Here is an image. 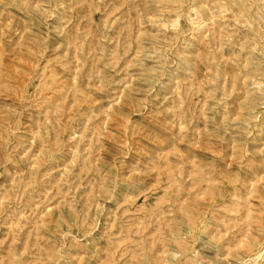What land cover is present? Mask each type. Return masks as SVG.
Wrapping results in <instances>:
<instances>
[{"label":"rangeland","instance_id":"374dc122","mask_svg":"<svg viewBox=\"0 0 264 264\" xmlns=\"http://www.w3.org/2000/svg\"><path fill=\"white\" fill-rule=\"evenodd\" d=\"M0 264H264V0H0Z\"/></svg>","mask_w":264,"mask_h":264},{"label":"clouds","instance_id":"9594fccd","mask_svg":"<svg viewBox=\"0 0 264 264\" xmlns=\"http://www.w3.org/2000/svg\"><path fill=\"white\" fill-rule=\"evenodd\" d=\"M173 258H175V257H173Z\"/></svg>","mask_w":264,"mask_h":264}]
</instances>
